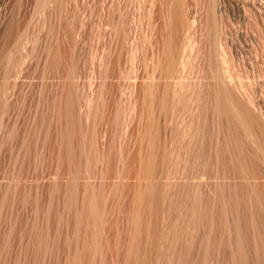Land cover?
I'll return each instance as SVG.
<instances>
[{"label": "bare ground", "instance_id": "1", "mask_svg": "<svg viewBox=\"0 0 264 264\" xmlns=\"http://www.w3.org/2000/svg\"><path fill=\"white\" fill-rule=\"evenodd\" d=\"M119 1L113 0L107 9L104 19L108 28L103 31L102 48L88 51L83 44L93 27L86 25L85 12L79 6L91 15L95 4H89V0H0V264H102L112 201L128 197L129 192L124 264H145L138 234L143 224L146 234H150L160 211L159 203L160 229L166 224L162 216L169 195L167 176L163 169L157 175L155 159L159 149L160 159L165 161L168 92L173 99L183 97L180 93L187 86L180 76L187 62L184 34L193 28L197 16L193 10L186 9L184 13L181 4L173 1L163 12L160 24L155 16L156 0H134L136 12H130L125 22V9ZM224 1L206 0L204 46L208 39L209 65L212 56L219 58L222 51L216 52L215 26L227 15ZM246 1L252 7L249 11L264 12V0ZM143 21L146 28L139 32L136 23ZM153 39L157 48L149 80L140 78L138 82V61L146 48L154 45ZM188 45L192 50L196 43ZM124 50L129 61L124 70L131 80L125 100H120L109 79L123 71L120 63ZM94 57L96 63L88 67ZM221 60L224 62L223 57ZM87 68L90 79L86 82L96 84L90 92L85 91L86 82L82 80ZM224 72L212 75L221 85L214 83L206 94L211 120L224 113L227 131L238 128L237 132H241L243 128L245 135H241L262 153L263 166L264 120L252 111L255 105L250 98L242 101L234 94L236 87L231 89L226 84L230 75ZM192 93L198 95L199 91ZM181 120L183 125L175 139L183 140L188 135L185 146L190 149L184 153L191 152V162L184 176L192 185L193 202L201 205L199 184L205 177L201 170L203 144L199 123L195 115L184 112ZM118 124L121 127L114 132ZM210 136L217 137L212 125ZM217 143V139L208 143L209 158L216 164L221 152ZM232 158L225 162L230 166L213 171L215 180L211 185L215 192L211 205L212 214L217 216L214 221L219 225L226 223V204L231 202L234 207H253L251 217L264 225V208L260 204L264 194L255 191L258 173L241 171L242 165L239 169ZM46 172L49 176L43 181ZM237 177L251 178L234 180ZM127 182L132 185L123 187ZM228 185L251 190L254 200L242 198L249 196V191L245 196H236L237 192L232 193L234 190L231 192ZM236 216L229 218L227 224L236 231L234 242L239 243L242 221ZM256 234L252 240L257 241L258 237L264 242V236L255 237ZM172 254L182 261L179 248ZM167 260L168 250L163 263Z\"/></svg>", "mask_w": 264, "mask_h": 264}, {"label": "rangeland", "instance_id": "2", "mask_svg": "<svg viewBox=\"0 0 264 264\" xmlns=\"http://www.w3.org/2000/svg\"><path fill=\"white\" fill-rule=\"evenodd\" d=\"M89 1V4L94 3L95 6L97 5L98 7L94 6L95 9L90 15L89 11L86 13V8L79 6L80 10L85 12L84 16L86 15L85 19H87L85 20L87 21L86 25L89 24L90 26H88L90 29L91 26L93 27L92 33L91 30L86 27V30L90 31L91 36L90 33L87 32V34H89V39L83 44V46L85 45L84 48L88 51L89 49L95 48L100 50L102 48V43L105 40V34L103 31L108 28L104 18L109 12L108 10L110 9V5L113 0ZM173 1H178L181 4L184 13L186 9L193 10L192 14L197 16V20L192 26L193 28L191 29L189 27L188 29L190 30L187 31V29L186 33L184 32V39H187L184 40L185 43L187 42L189 44L194 41L196 46L191 50V47L186 43V49H188L186 50L184 48L185 53H183L185 54V57H187V64L185 63L186 66L184 65L182 71L180 72V76H182V79L187 83V86L180 93L183 97L173 99L171 93L169 94L168 92L169 106L167 110L166 141L164 149L165 161L163 163L162 159H160L159 149L155 159L157 175L160 170L163 169L167 176L166 184L169 195L167 198L165 215L162 216L166 224L162 229H160L159 220L161 207L159 203L160 211L158 213L155 226L150 230V234H146L147 230L144 224L139 231V250L146 258L145 264H264V242L260 239L258 240L257 237V234L258 236L259 234L264 236V225L261 221L259 224L258 219V221H256V218L254 219V217H251V213L253 212L251 208L253 207L248 205L251 207V212L249 213L248 210L250 209H248V207V210L245 207V209H243L242 204H238L239 208L236 209L235 207H238V205L234 207V205L230 202L228 204L233 206L230 207L226 204V208L229 207V210L225 212L227 213V215H225L227 216L225 217L227 218V221L226 223L223 221V224L225 223L224 225L222 223L219 225L217 221H214L213 217L216 214H214V212L212 214L213 206L211 205L215 192V187L211 185L215 180L212 176L214 174L213 171H215L216 168L221 171L223 168H226L227 165L230 166L229 164H226L228 163L227 159L230 157H233L232 161L236 166L239 164L238 168L242 165L241 171L243 170L248 173V171L252 172L253 170L258 173L259 176H255V181H257L258 185V188L256 186L255 191H259L264 194V172L261 171V169L264 168V164L262 166V163L260 162V159L263 158L262 153L260 151L258 152L257 148V150L255 149L254 143H251L249 139L245 138L246 136H244L245 134L242 132L243 128L241 126H239V129H242L239 131H241L244 135H241V132H237V127L236 130L234 129L236 132L233 130V132L227 131L226 118L222 115L224 113H219L217 118L211 120L210 110L206 99V94L208 93L210 86L214 83H218L212 75H219L220 72L227 71L228 73H224L230 75V77L227 75L230 80L226 84L230 88L231 86L236 87L233 92L240 100L243 101L244 99H247V101H249L248 98H250L252 103H254L253 106L255 105L252 111L254 110L255 113H258L264 120V12H261V14H255L249 11L252 7L246 0H225L224 2L226 3L225 9L227 15L222 18V21L219 19L215 26L216 41L218 42L216 46L219 47L215 49L216 52H219L221 49L222 51L219 58H216L215 55L212 56L211 64L209 65L206 58V46L208 44V39L206 45L204 46V40H206L207 37V32L205 30L206 0H156L155 16L160 24L162 22L163 12L167 11L171 3H174ZM100 2L102 6L99 7ZM119 4L123 5L125 10L127 9V11L124 10L123 16L125 19L124 21L128 22L130 12H136V7H134L135 1L120 0ZM135 23L134 26L137 24L136 26L137 29L139 28V32L146 28L144 21L141 23ZM136 26L133 31L136 30ZM186 35L187 37L189 36V38H187ZM153 43V46H148L146 48L145 52L141 55V58L138 61L136 71L138 82L140 81V78H142V80H149L148 76L151 74L153 68V54L157 48L155 39H153ZM198 46L201 48L200 51H198ZM195 50L197 51L195 52ZM221 57L224 58V62H222ZM95 63L96 57L91 58L88 67L89 65H94ZM120 64L123 71L120 74L114 75L109 80H111V87L114 89L115 97L120 100H125L126 90L128 88L129 81L131 80V78L128 77V73L124 70L129 64L125 50L122 54ZM89 79L90 77L87 68V73H85V76L82 77V80H85L86 82ZM225 79L227 78L225 77ZM96 80L97 79H95V81ZM95 87L96 84L94 82L89 84L86 82L84 85L85 91L89 92L92 89H95ZM197 90L199 91L198 95L192 93ZM181 112H184L187 116L191 114L195 115V118L199 123V137L203 144L201 154V170L204 171L203 173L205 177L199 184L198 195L199 200H201V205L199 204V201V205L193 202V195L190 189V186L192 185L187 183V177L184 176V172L190 168L191 162V152L189 151L188 153H184V150L190 149V146H185L188 140V135L183 140L175 139V135L180 132V127L183 125ZM220 114L222 117H219ZM211 125L214 126V135L217 137L210 136ZM120 127L121 126L119 124L114 127V132L115 130H119ZM227 133H229L230 137ZM233 133H235V135H233ZM231 137L234 140H232ZM211 139L218 140L217 146L219 152L223 151L222 153H224V150L226 151L224 154L221 152L219 153V161L217 164L215 160L212 161L208 155V143ZM235 158H237V160ZM238 158L241 161H239ZM221 160L223 163L220 162ZM235 161L239 162L235 163ZM243 165L247 166H244L245 168H243ZM246 167L250 170L246 169ZM48 176L49 173L46 172L42 180L46 181ZM243 178L251 177H237L236 179L234 178V180L245 181ZM218 180L222 181L223 179L219 176ZM131 185V182H127L123 185V187H130ZM227 188L230 189L231 192L234 190L232 193L237 192L236 196L239 197H242V194L243 196L247 195L249 191V196L251 195V198L248 195L249 199H247V196L242 198H246L245 201L249 200V202L254 200L251 190L243 189V191H245L243 192L240 190L241 188L238 189L234 186H229ZM227 188H225V192ZM230 191H227L228 194ZM256 192L255 194L258 193ZM130 195L131 193L129 192L127 194L128 197L112 201L109 220V237L108 242L105 245L107 247L105 249V256L102 264H124L125 246L129 236L127 229L129 223ZM257 196L259 197V194ZM263 196L264 195H262V197ZM259 199L261 200V197ZM240 201L242 202V200ZM260 204H262V207L264 208L263 198ZM203 206H207V209ZM203 208L206 209V213ZM234 216L239 217V219L243 222L239 223V226L241 224V229L240 227L238 228V233L241 234L240 232H242L240 237L243 235L241 237L242 241L239 242L240 244L238 242H234V235L237 233L232 230L233 228H229L227 224L230 222L231 217L233 218ZM216 217L217 216H215V218ZM234 219H232V221ZM229 225L232 226L231 224ZM261 225H263V227ZM233 232L235 234H233ZM164 234L167 235L166 238L163 237ZM255 234L257 241L256 239L252 240L254 237H252V235ZM250 241L251 243H249ZM258 241H261V243ZM254 244L258 245L255 246ZM178 248L181 250L182 261L179 259L181 262L175 259L177 258L175 253V255L172 254L175 250L178 251ZM167 250L168 260L163 263V256L166 254ZM173 255L175 258L172 257Z\"/></svg>", "mask_w": 264, "mask_h": 264}]
</instances>
